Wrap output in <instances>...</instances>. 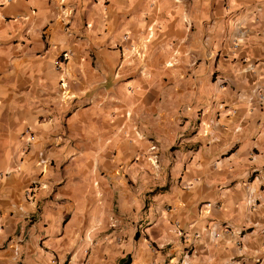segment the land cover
Segmentation results:
<instances>
[{"label": "crops", "instance_id": "0c3cea01", "mask_svg": "<svg viewBox=\"0 0 264 264\" xmlns=\"http://www.w3.org/2000/svg\"><path fill=\"white\" fill-rule=\"evenodd\" d=\"M70 4L0 0V264H264V0Z\"/></svg>", "mask_w": 264, "mask_h": 264}, {"label": "built area", "instance_id": "2783aa9c", "mask_svg": "<svg viewBox=\"0 0 264 264\" xmlns=\"http://www.w3.org/2000/svg\"><path fill=\"white\" fill-rule=\"evenodd\" d=\"M71 1H73V0H56L57 6L60 9V12L64 17H67L70 14H72V10H71L72 6L70 4ZM149 31H151V29ZM69 57H70V54L68 52H62L60 55V58H58L57 61L55 62L56 65H58V68H59V65L62 62L67 61L69 59ZM32 139H33V137L29 138V140H32ZM205 206H206L205 212H209L210 208L212 207V204L206 203ZM184 256H187V255L184 254Z\"/></svg>", "mask_w": 264, "mask_h": 264}]
</instances>
